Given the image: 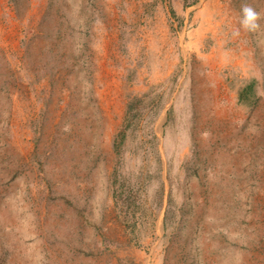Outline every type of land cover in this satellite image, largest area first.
<instances>
[{"label": "rangeland", "instance_id": "1", "mask_svg": "<svg viewBox=\"0 0 264 264\" xmlns=\"http://www.w3.org/2000/svg\"><path fill=\"white\" fill-rule=\"evenodd\" d=\"M207 2L0 0V264H264V64L191 85ZM197 86L253 164L205 153Z\"/></svg>", "mask_w": 264, "mask_h": 264}, {"label": "bare ground", "instance_id": "2", "mask_svg": "<svg viewBox=\"0 0 264 264\" xmlns=\"http://www.w3.org/2000/svg\"><path fill=\"white\" fill-rule=\"evenodd\" d=\"M262 2H264V0H239V2L232 3L231 5L229 4V6L223 8L218 0H208L206 6L199 10L197 16L194 17L195 19L192 18L191 22L197 24V28L193 30L192 37L190 38L191 40L188 42L189 45L191 44L192 47L195 48L193 51L196 52L191 85H200V83L197 84V82L200 81L201 74L202 76L205 75L208 81H219L220 79L223 84L225 81L228 88L234 85H241L243 82L253 77L251 75L253 73L250 74V72L257 70L258 64H264V5L263 7L261 6ZM245 6L257 10V15H255L253 19L254 26L256 27L254 30L248 29L243 19L242 11ZM227 45H229V49L225 50V46ZM248 59L252 60L250 65L248 64L250 61H248ZM259 79L262 78L259 76ZM195 88L197 100L190 93L192 101L186 103L188 108L186 109L188 114L196 113L195 121L199 132H203L201 137L204 140L203 145L206 147L205 153L208 154L210 151L208 140H211L216 143L214 149L216 154L218 152H224V154L228 153L236 146L239 153H236L232 157L237 160L242 158V160H246L248 164H251V162L253 164L256 156H253L255 154L254 149L253 146L249 144L251 140L244 138L240 140L243 143L239 145L236 144V136L234 134L235 127L233 123L237 121V119L231 116L236 113V110L231 106H226L222 108V110L218 109L211 114L210 111L207 110L206 103H217L216 99H211L210 96L200 93L202 86H197ZM226 92L227 89L224 88V93ZM223 97H227V95L225 94ZM250 101L249 98H244L241 101L236 100V104H244L249 108ZM233 103L234 100H232L231 105ZM212 116L216 118H213V120L210 119ZM208 119H210V121H208ZM51 121L50 119L48 123H51ZM84 127L85 123L82 125V128H80L84 130ZM77 134L82 133L77 131ZM14 138L15 137H13V139ZM79 146H81V144ZM57 155L58 160H63L65 156L69 157L70 152L65 156H63V154ZM232 165L234 164L226 166L225 169H230L232 172L238 174L240 165L237 164L231 168ZM25 207L29 210L30 204L28 201L25 202ZM30 212L35 213V208H31ZM42 227L46 228V224L42 225ZM242 259L245 261V264L254 262L249 259L246 253L242 255Z\"/></svg>", "mask_w": 264, "mask_h": 264}]
</instances>
